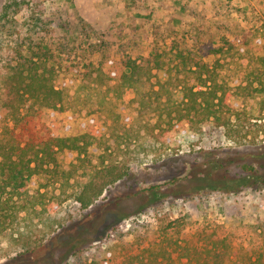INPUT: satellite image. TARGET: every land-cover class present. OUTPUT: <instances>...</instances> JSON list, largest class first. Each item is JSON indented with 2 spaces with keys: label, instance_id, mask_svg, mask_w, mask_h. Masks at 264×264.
<instances>
[{
  "label": "rangeland",
  "instance_id": "rangeland-1",
  "mask_svg": "<svg viewBox=\"0 0 264 264\" xmlns=\"http://www.w3.org/2000/svg\"><path fill=\"white\" fill-rule=\"evenodd\" d=\"M10 2L15 24L3 17ZM263 46L264 0H0V58L19 47L25 74L61 92L34 106L40 134L51 121L60 134L95 129L85 153L57 151L25 193L2 194L0 264H186L183 246L213 245L229 264H264ZM151 53L165 70L142 89L108 75L106 60ZM202 65L240 119L217 126L192 110L178 129L187 110L173 88L197 87ZM159 84L169 91L154 94ZM6 88L0 76V159L17 143ZM144 92L161 108L141 115ZM113 164L129 176L82 208L77 190Z\"/></svg>",
  "mask_w": 264,
  "mask_h": 264
},
{
  "label": "trees",
  "instance_id": "trees-1",
  "mask_svg": "<svg viewBox=\"0 0 264 264\" xmlns=\"http://www.w3.org/2000/svg\"><path fill=\"white\" fill-rule=\"evenodd\" d=\"M20 8L21 5L18 2L8 3L3 17L15 24L14 18L20 12ZM99 41L102 44L101 40ZM95 47L100 48L98 45H95L92 47L91 52L95 53L99 51ZM184 53V51H180L179 57H186ZM7 56L3 60L0 58V76L5 79L7 85V99L4 107L3 121L6 123V128H8L9 124L12 125L11 132L17 143L11 147L8 155L0 159L1 189L3 191L0 194V233L4 229L2 219L5 216L3 212L7 209V201L2 194L9 189V193H25L34 177L45 170V165L55 162L54 153L57 151L77 152L79 155L85 153L86 148L93 143L92 141L90 143L87 139L94 137L92 133L95 130L94 127L88 126L93 123V121H90L85 128H77L79 129L77 133H74L71 129L69 134H60L58 132V128L60 127L57 126L60 122L58 121L57 124L55 121H51L43 123L42 127L45 133L41 135L42 129L37 127L34 122L36 111L39 110H34L33 108L34 106L39 108L40 106L45 107L49 105L48 99L52 94L61 99V92L56 90L54 86L48 87L42 81L38 82L39 80L36 75L27 76L25 74V69L26 67L28 68V65H26L25 58L19 47L10 50ZM159 57L160 55L151 53L149 57L132 58L128 56L120 60L109 59L106 60L105 64L108 63V75L110 77L120 79L131 86H137L138 89H142L146 83L151 82L153 76L157 77V74L154 73L155 71L158 73L165 70L163 67L164 62ZM261 60H264V57H261ZM185 66H187V63H185ZM203 68L208 70L206 77L203 76L201 70ZM194 71L198 75L197 87L184 88L176 86L173 88L179 89L175 93L173 92V95L178 98L177 101L172 103L173 106L177 105V109L183 106L187 110V114H180L171 125H174L178 129L183 128L188 130L186 123L190 120L189 115L192 110L201 112L205 120L217 126L229 127L232 123V118L227 114L230 113H233L234 120L238 121L240 119L239 112L235 110L236 106L228 98V88L223 84L215 82L212 77L213 72L206 69L205 65L200 66ZM158 87V90L153 89V93L156 95H160V92L169 91L164 84H159ZM40 97H42L41 100ZM142 97L141 108L139 110L141 115L161 108L162 102L159 101L155 104L149 92H144ZM163 105L166 104L164 103ZM178 111H180V108ZM87 129L88 131H86ZM213 167L217 168V165L214 164ZM128 176L129 167L125 164L104 165L103 168L95 170L89 175L86 182L77 190L76 200L81 204L82 208L87 209L97 202L107 188ZM259 178L262 179V177ZM244 181L241 180L240 183ZM262 181L264 183V179ZM220 244L223 246L224 241H221ZM216 250L217 245H213L210 249L202 248L201 246H183L180 256L187 260L186 264H229V260L222 255H218ZM211 254L214 258L208 257ZM257 259L254 263L261 264L260 258Z\"/></svg>",
  "mask_w": 264,
  "mask_h": 264
}]
</instances>
